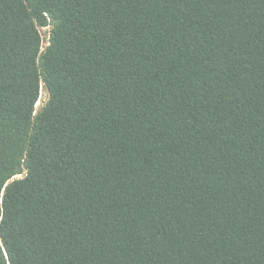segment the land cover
<instances>
[{"label": "trees", "instance_id": "obj_1", "mask_svg": "<svg viewBox=\"0 0 264 264\" xmlns=\"http://www.w3.org/2000/svg\"><path fill=\"white\" fill-rule=\"evenodd\" d=\"M0 264H264V0H0Z\"/></svg>", "mask_w": 264, "mask_h": 264}, {"label": "rangeland", "instance_id": "obj_2", "mask_svg": "<svg viewBox=\"0 0 264 264\" xmlns=\"http://www.w3.org/2000/svg\"><path fill=\"white\" fill-rule=\"evenodd\" d=\"M49 32H50V27L40 29V34L42 38V49H44L48 44ZM46 100H47V93L45 89L42 87L40 91L39 101L36 104V110H39L45 104Z\"/></svg>", "mask_w": 264, "mask_h": 264}]
</instances>
